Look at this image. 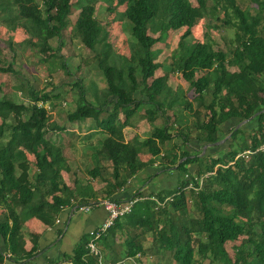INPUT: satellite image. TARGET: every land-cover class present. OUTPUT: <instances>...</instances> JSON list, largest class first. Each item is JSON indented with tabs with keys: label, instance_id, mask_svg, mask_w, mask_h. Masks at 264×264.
Wrapping results in <instances>:
<instances>
[{
	"label": "trees",
	"instance_id": "1",
	"mask_svg": "<svg viewBox=\"0 0 264 264\" xmlns=\"http://www.w3.org/2000/svg\"><path fill=\"white\" fill-rule=\"evenodd\" d=\"M40 1L44 11L36 0H13L12 5L17 7L18 18L28 21L29 27H33L30 34L41 42V53H50L49 57H54L56 54H52L55 51L49 41L54 38L61 40L63 30L68 28L71 0ZM117 1L126 6L125 18L131 25L133 48L130 49L133 56L130 60H123L124 69L112 65L108 60L111 45L106 42L107 33L103 35V28L95 17L96 9L92 3L83 6L72 32L98 60L106 81V100L102 106H94L86 99L84 86L76 83L74 86L80 92L78 105L74 112L68 114V121L91 119L106 135L98 157L112 164L114 183H111L108 197L126 183L124 172L136 175L143 168L153 166L154 158L161 154V146L167 142L177 138L183 148L178 156L163 158L167 163L164 171L176 168L180 176L179 188L169 195L163 192L156 195L161 202L168 197H173V201L158 210L151 200L138 202L132 213L118 220L98 242L106 240L109 234L115 237L117 232L126 231V228L140 229V234L126 231L129 235L123 246L124 256L118 253L116 260L143 256L146 253L144 235L150 233L154 237L150 252L157 256L162 248L176 264H198L197 254L201 260L211 259V262L222 261L224 264H264V24L260 33L256 29L261 20L264 23V0H253L257 6L255 15L243 9L238 0H214L209 13L207 0H196L197 6H193L190 0ZM215 7L223 11L225 24L236 28L235 39L227 51H216L210 43L187 44L194 26L206 17L216 16ZM10 11L13 14L14 10ZM184 28L186 31L180 37L178 50L172 56V72L181 74L196 94V131H201L199 137L205 139V143L215 144L220 141L219 134L226 122L233 119L239 125L256 115L245 126L250 128L248 134L245 128L233 130L231 139L238 143L223 158L210 161L190 158L184 149L191 134L183 129L173 134L176 119L168 117L157 102L167 87L169 76L155 78L161 65L156 62L154 47L161 36L154 38L150 32L163 35ZM10 72H13L10 67L0 68V73ZM51 97L49 92L31 90V103L18 104L3 96L0 85V261L4 252H9L17 261L31 258L34 253L25 252L22 235L26 221L37 218L47 223L51 216L60 213L61 208L73 206L71 199L76 198L75 188L79 181L75 182L74 189L67 185L62 173H69L68 163L62 148L47 138L50 117L47 109L39 106V102L45 105ZM139 97L148 100L144 102ZM205 98L210 99L209 103ZM146 104L156 109L146 110L147 121L154 123L165 118V125L155 129L144 144L138 140L125 143V125ZM187 107L193 109L191 104ZM121 114L125 121L118 123ZM143 149L152 156L147 163L139 156ZM247 150L253 152L250 159H236ZM25 152L35 158L33 174ZM192 163L205 165L194 175L187 168ZM105 172L109 171L92 168L88 176L102 179ZM190 184L196 189H190ZM14 192L19 196L20 211L10 204ZM134 196L144 195L136 193ZM190 196L192 209L199 216L193 217L189 212ZM88 203V200H83L79 205ZM179 213H189L187 220L182 219ZM242 237V243L234 248L233 261L226 245L235 244ZM194 238L198 242L193 246ZM87 246V241L77 246L70 260L75 264H98L99 257L90 254Z\"/></svg>",
	"mask_w": 264,
	"mask_h": 264
},
{
	"label": "crops",
	"instance_id": "2",
	"mask_svg": "<svg viewBox=\"0 0 264 264\" xmlns=\"http://www.w3.org/2000/svg\"><path fill=\"white\" fill-rule=\"evenodd\" d=\"M21 22L23 25L25 23V25L29 27L28 21L21 20ZM81 47H85L82 42ZM51 48L53 49L52 46ZM49 54L50 53H48V55ZM53 54H56V52H53ZM41 55L43 56L44 54L41 53ZM156 62L161 65V68L156 71L155 78H160L164 75L169 76L167 87L162 95L158 96L157 102L162 105V109L168 117L176 119L175 126L179 125V129H183V131L191 134V139L185 147L184 152H188L190 158L199 157L201 159H206V161H210V159L213 158L225 157V153L230 151L232 149L231 147H235L238 143L237 141L233 142L231 137L233 130L239 129L240 124L238 125L236 120H229L223 126L219 134V142L215 144L205 143V139L199 137L201 136V131H196L198 129L196 127L198 120L195 113L198 110V105L194 99L195 97H189L191 90L189 84H186L188 82L182 78L181 74L172 72V62L170 64H163L157 60ZM64 65L65 64H63V66ZM157 72H160V74L157 75ZM172 83H176V85L174 86ZM97 88L98 93L94 97V102H91L87 96L86 99L94 106H102L106 100L105 93L107 87L98 86ZM43 91L48 92L47 90ZM139 98L144 102L148 100V98L145 97ZM205 99L206 102L209 103L210 99ZM188 104H191L193 109L188 108ZM76 108L77 106L70 113L74 112ZM147 109H154V107L153 105H142L139 108L140 112L134 115L125 125L123 129L125 143L138 140L140 144H144L145 141L151 138L155 129L162 128L165 125V118L158 119L154 123H149L145 118ZM199 111L204 113L203 110ZM53 114L55 117L50 120L51 126L49 132L55 134V136L50 140L55 142L54 138L58 137L57 144L62 148L64 157L68 163L69 173L63 172L62 174L64 178L65 174L73 175L72 182L69 178L66 180L67 185L72 189L75 188V182L79 181L76 185L77 188H75L76 198L71 199L72 204L75 203L79 205L83 200H88V204L113 199L128 200L136 193H142L144 196H156L157 193L163 192L167 194V190L179 188L180 176L175 170L176 168H172L173 170L171 171L163 170L167 165L163 160L164 156L166 159H172L174 156H178L180 154V149L183 148L180 146L178 139L175 138L161 146V154L154 158L155 161L153 166L143 168L138 171L136 175H129L128 172H124L123 176L126 183L111 197H108L111 183H114L111 176L112 164L109 161H101L98 157V154H101L103 140L106 135L98 128L97 123L91 119L62 126L58 124L59 121L56 113ZM118 119V123H123L125 121V116L121 114ZM202 120L204 121V119ZM223 144L228 145L224 147V150L222 147ZM74 147L77 148L75 153L73 152ZM145 149L142 150L139 156L144 163H147L152 159V156L148 154L149 152H147V150L145 152ZM184 160L185 159L179 161V163ZM203 163H192L189 164L187 168L191 174L196 175L202 165H205ZM82 165L85 168V174L87 176H85L84 172L80 169L83 168ZM92 168L107 169L109 172H105L102 179H93L88 176V172ZM13 198H15V202L10 200L11 206L16 208L17 211H20L21 205L19 196L16 192L13 193ZM72 211V206L66 205L61 208L58 215L51 216V219L47 223H43L37 218L28 219L23 227L22 235L25 242V252H33V256L17 261L9 252H4L3 260L0 261V264H46L70 260L77 246L84 241H87L89 244L92 232L98 229L107 218V213L102 207H95L88 214L73 213ZM128 230L132 229L126 228V231ZM126 231L117 232L115 237L109 234L106 240L97 243L107 264H138L137 259L139 255H137L136 258L120 259V261L116 260L118 253L122 254V257L124 256L125 251L123 246L126 245V240L129 235ZM133 231H135V234L141 233L140 229L132 230L131 232ZM144 236V251L147 253L153 248L154 237L150 233H146ZM197 242L198 240L196 243ZM159 252H164V250L160 248Z\"/></svg>",
	"mask_w": 264,
	"mask_h": 264
},
{
	"label": "rangeland",
	"instance_id": "3",
	"mask_svg": "<svg viewBox=\"0 0 264 264\" xmlns=\"http://www.w3.org/2000/svg\"><path fill=\"white\" fill-rule=\"evenodd\" d=\"M12 1L0 0V68L10 67L13 71L10 73H0V85L3 88V96L15 103L29 105L31 103V90H47L52 94V97L44 105V108L47 109L50 120L55 117L53 113H56L59 121L58 124L62 126L70 125L67 117L78 105L80 95V92L74 85L81 83L84 86L86 96L91 102H94V97L98 93L97 87L106 86L105 77L98 66V60L94 53L85 47H81V40L72 32V28L75 25L82 7L92 3L96 9L95 17L103 28V35L107 33L106 42L111 45L108 60L112 65L124 69L125 63L123 60H130L133 56L130 49L133 48V44L130 41L131 25L125 18L126 6L118 4L117 0H71L72 14L70 16L69 26L63 30L61 40L58 38L50 40V44L57 56L49 57L50 55H41V49L38 47L41 42L31 37L30 34L33 27H28L25 23L24 25L22 24V19H19L17 15V7L12 5ZM238 1L243 9L253 15L257 14V6L253 0ZM36 3L44 11L42 2L36 0ZM190 3L193 6H197L196 0H190ZM214 3V0H207L208 13L213 9ZM8 4H11L13 7H7ZM10 9L14 10L13 14H10L12 13ZM111 9L113 10L110 12ZM215 11L216 16L214 18L206 17L192 28V35L186 40L187 44L192 45L196 42L210 43L216 51H227L231 42L235 39L236 28L231 24H225L226 19L224 18V13L219 7H215ZM263 24L261 20L260 24L256 27L259 33L262 31L261 26ZM185 31L186 28L178 31H170L163 35L150 32V35L154 38L161 36L159 43L154 47L157 61L163 64H170L172 62V56L178 50L180 37ZM63 64L66 65V68ZM229 69L231 71L235 70L234 68ZM159 74L160 72H157V75ZM172 84L174 86L176 85V83ZM186 84L188 85V83ZM190 90L191 94H189V97H196L194 90L191 88ZM178 126L174 125L172 131L177 132L179 129ZM245 126H241L240 128H245ZM245 129L246 134H248L250 128ZM54 136L55 134L51 132L47 134L48 139H52ZM7 138L8 134L5 135V139ZM54 140L57 143L58 137H55ZM227 146L223 144V150ZM242 149L244 150L245 148ZM242 149H239V152ZM75 150H77L76 147H74V153ZM25 153L28 154L29 162H31L30 173L33 174L36 170L35 158L31 153ZM16 154L19 157L18 151ZM80 169L87 176L85 174V168ZM65 178L66 180L69 178L72 182L73 175L65 174ZM172 192L173 190H167L166 193L169 195ZM189 198V212L193 217L199 216L198 212L192 209L194 208L192 196ZM11 200L15 202L13 196ZM179 215L182 219L187 220L189 213H179ZM243 239L242 237L237 243H228L226 245V250L233 261L235 260L234 248L239 246ZM194 240V244H196L197 239L194 238ZM196 258H199L196 260L198 264H224L222 261L211 262V259L201 260L198 254ZM245 258L249 261L251 260L247 255ZM137 260L138 264H176L173 257L164 252H158L156 256V254L149 251L143 254V256L139 255ZM241 264H245V262Z\"/></svg>",
	"mask_w": 264,
	"mask_h": 264
},
{
	"label": "built area",
	"instance_id": "4",
	"mask_svg": "<svg viewBox=\"0 0 264 264\" xmlns=\"http://www.w3.org/2000/svg\"><path fill=\"white\" fill-rule=\"evenodd\" d=\"M40 107H44V104L42 102H39ZM264 149V147H263ZM253 155V152L251 150L244 151L243 153L237 155L236 159L244 158L246 160L250 159V157ZM186 178H189L188 176ZM202 184V181L201 183ZM190 189H196L192 184L189 185ZM144 200H151L155 202L156 207L155 209L159 208H165V206L173 201V197H168L164 200V202H161L158 200L156 196H132L128 200H107L104 202H96L93 204L88 205H78L73 203L72 209L73 213H79V214H88L90 213L95 207H102L106 213L107 218L106 220L101 224V226L96 229L91 234V240L87 246V248L90 251V254L99 257L98 264H107L103 258L102 253L100 252V249L97 245L100 238L108 232L110 228H112L115 223L125 218L126 216L130 215L133 211L134 206ZM59 222V221H57ZM46 264H75L71 260H62L59 262H51Z\"/></svg>",
	"mask_w": 264,
	"mask_h": 264
},
{
	"label": "water",
	"instance_id": "5",
	"mask_svg": "<svg viewBox=\"0 0 264 264\" xmlns=\"http://www.w3.org/2000/svg\"><path fill=\"white\" fill-rule=\"evenodd\" d=\"M255 116H256V115H255ZM255 116H254V117H255ZM254 117H252L251 119H249V120H247V121L242 122V123L239 125V127L245 125L246 123H249L252 119H254Z\"/></svg>",
	"mask_w": 264,
	"mask_h": 264
}]
</instances>
